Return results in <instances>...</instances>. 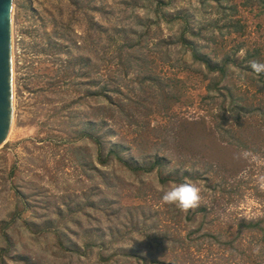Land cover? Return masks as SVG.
<instances>
[{
  "label": "rangeland",
  "instance_id": "rangeland-1",
  "mask_svg": "<svg viewBox=\"0 0 264 264\" xmlns=\"http://www.w3.org/2000/svg\"><path fill=\"white\" fill-rule=\"evenodd\" d=\"M12 24L0 264H264V0H14ZM186 178L199 205L164 203Z\"/></svg>",
  "mask_w": 264,
  "mask_h": 264
},
{
  "label": "water",
  "instance_id": "water-1",
  "mask_svg": "<svg viewBox=\"0 0 264 264\" xmlns=\"http://www.w3.org/2000/svg\"><path fill=\"white\" fill-rule=\"evenodd\" d=\"M13 4L0 0V146L7 139L14 114Z\"/></svg>",
  "mask_w": 264,
  "mask_h": 264
},
{
  "label": "clouds",
  "instance_id": "clouds-1",
  "mask_svg": "<svg viewBox=\"0 0 264 264\" xmlns=\"http://www.w3.org/2000/svg\"><path fill=\"white\" fill-rule=\"evenodd\" d=\"M251 70L257 75L264 74V62H250ZM201 200V189L187 178L183 182H176L172 187L164 191L162 201L174 204L182 210L195 208Z\"/></svg>",
  "mask_w": 264,
  "mask_h": 264
},
{
  "label": "bare ground",
  "instance_id": "bare-ground-1",
  "mask_svg": "<svg viewBox=\"0 0 264 264\" xmlns=\"http://www.w3.org/2000/svg\"><path fill=\"white\" fill-rule=\"evenodd\" d=\"M12 125H13V122H12ZM12 127V126H11ZM6 141V140H5Z\"/></svg>",
  "mask_w": 264,
  "mask_h": 264
},
{
  "label": "trees",
  "instance_id": "trees-1",
  "mask_svg": "<svg viewBox=\"0 0 264 264\" xmlns=\"http://www.w3.org/2000/svg\"><path fill=\"white\" fill-rule=\"evenodd\" d=\"M158 161H160V159H158Z\"/></svg>",
  "mask_w": 264,
  "mask_h": 264
}]
</instances>
